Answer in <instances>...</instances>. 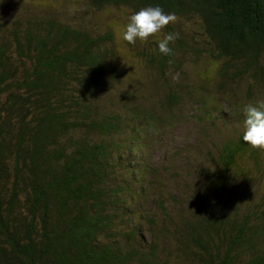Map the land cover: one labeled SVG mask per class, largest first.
Returning <instances> with one entry per match:
<instances>
[{"label":"trees","instance_id":"16d2710c","mask_svg":"<svg viewBox=\"0 0 264 264\" xmlns=\"http://www.w3.org/2000/svg\"><path fill=\"white\" fill-rule=\"evenodd\" d=\"M209 100L264 125V0H0V264H264L260 122L139 158Z\"/></svg>","mask_w":264,"mask_h":264},{"label":"rangeland","instance_id":"374dc122","mask_svg":"<svg viewBox=\"0 0 264 264\" xmlns=\"http://www.w3.org/2000/svg\"><path fill=\"white\" fill-rule=\"evenodd\" d=\"M35 3L38 5L41 4V1H35ZM209 103L212 105L205 111L208 120L199 121L196 113L197 107H189V111L187 112L188 119L185 122L181 123V121L176 123L175 126L167 128L170 131L162 133L160 137H156L155 135L149 140L144 139V142L148 143V145H145V151L139 153V158L144 161V166L147 163L148 168H159V174H162L160 179L164 188L167 187L169 183V175L165 174V170L174 167L177 160L179 163L187 162L190 164L188 168H183V173H190L193 178L195 175H197V177L202 176L203 173L200 168L205 167L204 157H207V155L200 150L197 144L201 128L203 130L201 144L203 142L204 145L208 143L206 147H201L203 150L212 142L216 144L220 138H230L242 129L252 127L254 122H260L259 124L263 126L261 130H258V134L264 128L259 117H249L253 112L252 110H254V106H252L253 102L243 103L242 100H239L237 101L238 104H234V106L233 104L231 105L229 103L212 100H209ZM263 108L264 105L261 104L259 109ZM260 134H264V131ZM148 136L151 137L150 135ZM169 172H171V170L166 173ZM190 184L191 182L188 179L181 180L175 182L173 188L168 190L176 194V198L179 199V202H184L185 194H190L194 190L195 185L192 190V188L189 187ZM182 205L183 204H180V206Z\"/></svg>","mask_w":264,"mask_h":264}]
</instances>
